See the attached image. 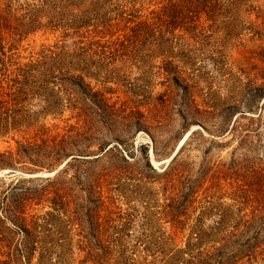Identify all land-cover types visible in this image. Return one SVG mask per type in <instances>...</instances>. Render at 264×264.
Segmentation results:
<instances>
[{
  "label": "rangeland",
  "instance_id": "obj_1",
  "mask_svg": "<svg viewBox=\"0 0 264 264\" xmlns=\"http://www.w3.org/2000/svg\"><path fill=\"white\" fill-rule=\"evenodd\" d=\"M0 264H264V0H0Z\"/></svg>",
  "mask_w": 264,
  "mask_h": 264
},
{
  "label": "trees",
  "instance_id": "obj_2",
  "mask_svg": "<svg viewBox=\"0 0 264 264\" xmlns=\"http://www.w3.org/2000/svg\"><path fill=\"white\" fill-rule=\"evenodd\" d=\"M51 59L56 60L53 57H51L50 60ZM49 62H51V61H45L43 64L44 65L45 64H49ZM33 66L35 67V64H31L28 67L20 68V71H22V75H23V78L20 81L21 83L23 81L26 82L27 77H28L27 75H30L29 73L33 70ZM44 70H46V69H44ZM69 75L70 76H65L66 78H62L61 81H65V79H66L67 83L69 85H71V87H72V88H70L71 93H72V91L73 92L75 91V88L78 91V89L82 88V85H85L82 76L79 75V76L74 77L72 74H69ZM71 103H72V108L75 109L76 108V103H77L76 100H73ZM78 115H80V113H78ZM85 116L89 117L88 114H85ZM86 122L90 123V121H87V120H86ZM89 126L87 127V130L85 132H80L77 129L78 127L73 125L69 129L68 134L62 135V137L59 140H57V138H53L50 141H44L41 145H38V146L36 145L37 146V151L41 150L45 154L48 153V155L51 156V158H49L50 160L57 159L61 154H64L66 150H70L71 149V150L79 151L78 150V147H79L78 145H79V142L81 141L79 139V137L81 138V136L84 139L83 143L85 145H83V143H82V146H83V149L85 150L86 147L88 146L87 143H88V140H89V137H90L89 136L90 134L88 132L91 129V125H89ZM47 148H49V149H47ZM18 154L20 156L27 155L26 150L23 148V144H20V146L18 148ZM72 158H75V157H72ZM19 190H21V189H19ZM25 191H27V189H25ZM22 202H23L22 200H19V203H22Z\"/></svg>",
  "mask_w": 264,
  "mask_h": 264
},
{
  "label": "bare ground",
  "instance_id": "obj_3",
  "mask_svg": "<svg viewBox=\"0 0 264 264\" xmlns=\"http://www.w3.org/2000/svg\"><path fill=\"white\" fill-rule=\"evenodd\" d=\"M189 134V132L187 133V135ZM187 135H185V137L183 139H181L180 143L178 144V146L176 147V149L173 151V153L168 156L167 158H165L163 161H153L154 164L157 166L158 169H161V167H159L160 163L163 164V167L166 166L167 164H169V162L172 160L174 154L178 151V149L180 148V146L183 144V142L185 141ZM46 175H52L53 174V171L52 172H48V173H45Z\"/></svg>",
  "mask_w": 264,
  "mask_h": 264
},
{
  "label": "water",
  "instance_id": "obj_4",
  "mask_svg": "<svg viewBox=\"0 0 264 264\" xmlns=\"http://www.w3.org/2000/svg\"><path fill=\"white\" fill-rule=\"evenodd\" d=\"M178 152V151H177ZM177 152L174 154V157H175V155L177 154Z\"/></svg>",
  "mask_w": 264,
  "mask_h": 264
}]
</instances>
